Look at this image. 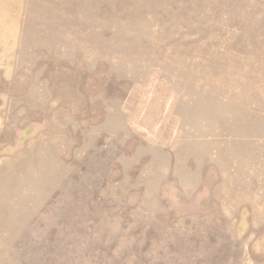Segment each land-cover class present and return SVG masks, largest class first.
Returning a JSON list of instances; mask_svg holds the SVG:
<instances>
[{"label": "rangeland", "instance_id": "obj_1", "mask_svg": "<svg viewBox=\"0 0 264 264\" xmlns=\"http://www.w3.org/2000/svg\"><path fill=\"white\" fill-rule=\"evenodd\" d=\"M0 264H264V0H0Z\"/></svg>", "mask_w": 264, "mask_h": 264}]
</instances>
